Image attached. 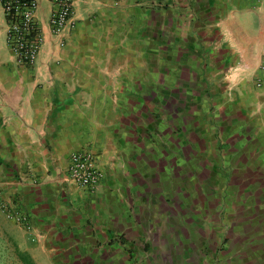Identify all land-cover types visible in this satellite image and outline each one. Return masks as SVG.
<instances>
[{"label":"crops","instance_id":"obj_1","mask_svg":"<svg viewBox=\"0 0 264 264\" xmlns=\"http://www.w3.org/2000/svg\"><path fill=\"white\" fill-rule=\"evenodd\" d=\"M72 20L26 67L0 5V198L30 225L0 212L1 242L31 264H264V220L221 219L236 231L221 251L204 232L213 193L264 194V0H77ZM207 112L236 153L224 178L188 150L212 145ZM84 147L92 193L65 175ZM0 264L21 263L0 251Z\"/></svg>","mask_w":264,"mask_h":264},{"label":"built area","instance_id":"obj_2","mask_svg":"<svg viewBox=\"0 0 264 264\" xmlns=\"http://www.w3.org/2000/svg\"><path fill=\"white\" fill-rule=\"evenodd\" d=\"M77 0H48L49 12L41 21L37 0H0L5 25V44L19 65L31 67L44 44L45 31L56 39V45H64L63 35L74 28L73 5ZM261 67L264 68V53ZM66 180L76 189L92 193L99 186L101 173L95 166V156L87 148L72 152L67 160ZM0 207L5 218L24 230L30 228L27 216Z\"/></svg>","mask_w":264,"mask_h":264},{"label":"rangeland","instance_id":"obj_3","mask_svg":"<svg viewBox=\"0 0 264 264\" xmlns=\"http://www.w3.org/2000/svg\"><path fill=\"white\" fill-rule=\"evenodd\" d=\"M254 86L257 89H259L261 87V84L260 82H255ZM206 117L207 118L205 121V126L207 132L205 136L213 139L212 145L204 150L199 149V147L189 148L188 150L189 152L194 153L201 160L207 161L208 164L211 165L212 172L215 174L216 177L224 178L226 177L225 174L228 173L227 166H229L226 165L225 163L227 162L228 164H230L232 159L235 157L236 153L233 150H231L225 143L219 140V137L216 134V128L214 122L212 121L214 117V113L207 112ZM173 134L183 136L181 130L179 132L175 130ZM184 147H190V144L186 141ZM180 150H183V147H181ZM233 168L238 169L239 168L238 164H235ZM236 172L237 171H234V173ZM259 183L260 186H264V181ZM215 185L216 182L213 183V186ZM240 185L242 186L244 185L243 187H249L247 185H252V182L251 181L239 182L236 178L228 182L229 189L231 190L232 188L235 192H236V188H238ZM243 203L245 204L242 205ZM2 205L5 207L4 210L6 211L11 210L22 213L21 211L15 209V207L13 206L9 207L0 198V207H2ZM211 207H212L211 212H208L207 214L209 217H211V226L209 224L206 225L204 232H206L205 235L208 234V237H210L211 240H214L213 244L216 250L218 251L224 250L226 248V239L229 236H235L236 234L235 233L236 231L234 229L232 228L230 229V227H226L225 225H223V227L220 226L219 222L221 219H225L226 222H233L236 221L237 219H241L240 221H249V222L264 220V194L262 195L259 194V196L255 197V196H251L250 194L249 195L245 194V196H241L240 194L237 195L236 193H234L232 195L228 194L225 196L224 195L218 196L215 193H213ZM239 211L242 212L244 211L245 214L242 216L241 214H238ZM2 215L4 216L3 213ZM182 228L185 229L184 227ZM208 230H211L210 233L208 232ZM0 231L3 232V230ZM197 233L198 236L201 235L199 230H197ZM1 236L3 237V235ZM0 251L14 252L11 244L7 246L5 245V242L3 241L1 242V240H0ZM168 257L169 258L166 259L167 261L171 259L170 253L168 254Z\"/></svg>","mask_w":264,"mask_h":264},{"label":"trees","instance_id":"obj_4","mask_svg":"<svg viewBox=\"0 0 264 264\" xmlns=\"http://www.w3.org/2000/svg\"><path fill=\"white\" fill-rule=\"evenodd\" d=\"M14 253L17 256L21 264H31L23 252L14 249Z\"/></svg>","mask_w":264,"mask_h":264}]
</instances>
